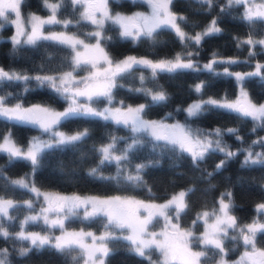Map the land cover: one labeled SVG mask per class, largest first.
Masks as SVG:
<instances>
[{
    "label": "snow or ice",
    "instance_id": "snow-or-ice-1",
    "mask_svg": "<svg viewBox=\"0 0 264 264\" xmlns=\"http://www.w3.org/2000/svg\"><path fill=\"white\" fill-rule=\"evenodd\" d=\"M23 2L0 0V29L7 24L15 25V34L10 38L13 50L24 45L36 47L41 41H51L69 50L67 58L62 61L68 70L50 75H29L0 67V119L12 122L11 126H31L41 133L40 136L32 137L27 145H20L10 131L0 136V154L6 155L9 165L23 161L31 167L30 174L15 180L5 177L4 169L0 168L5 190L22 189L32 194V198L23 203L0 196V238L11 242L13 252L20 257H27L34 249L37 252L48 249L55 250L66 260L70 259L71 264H106L112 251L109 245L118 240L128 241L129 249L147 261V264H229L226 257L238 246H243L244 251L232 264H264V248L257 246L258 235L264 234V222L259 218L246 224L238 222L233 214L237 205L231 191L222 193L211 210L197 213L189 228H182L180 219L190 211L188 201L195 192L193 188L171 194L163 203H147L119 195L99 197L43 192L31 179L40 168L46 152L75 148L90 138L88 129L73 134L59 130L64 122L77 118L99 119L129 130L128 137L109 136L107 143L98 147L94 145L92 151L97 154L98 163L88 171V176L93 180L125 190L139 187L149 193L152 191L144 177L148 169L159 165V159L134 162L135 155L145 146L159 155L172 152L186 156L195 167L213 155L223 153L224 159L215 168L217 173L239 153H245L242 168L264 166V153H254L252 150L255 144L264 147V138L253 141L248 148L241 147L232 151L224 141V136H234L243 143L238 129H200L192 126L193 118L203 117L212 111H223L234 114L237 119H250L254 124L253 132L257 128H264V103L253 102L244 89L245 81L254 77H260L264 82V65L256 63L255 71L248 73L229 71L232 65L249 63L257 55L254 51L257 46L264 52V38L253 39L252 36L255 25L264 24V0H225L221 8V13L230 15L231 9L243 7L239 19L246 23L250 33L246 39H234L238 49L249 47V60L221 58L214 53L206 64H200L194 60V56H199L203 39L221 34L222 29L213 19L203 32L195 35L186 33L181 24L187 25L188 21L171 10L173 0H141L147 4L150 12H134L130 15L113 13L109 9V0H68L73 13L77 14L75 21L58 19L57 14L65 7V0H43L44 8L50 15L42 18L29 14L27 24L30 27L27 29L21 11ZM130 2L136 3V0ZM196 2L211 11L213 0ZM106 23L118 27L119 40L134 45L148 41L155 46L160 30H168L175 34L185 51L176 53L171 59L152 60L132 55L113 59L106 51V46L113 41L111 36L105 35ZM45 25H61L65 30L45 34ZM84 25L93 26V30L80 32ZM70 26L77 31L69 34L67 30ZM193 47L197 49L195 53L189 50ZM220 67L222 71H218ZM80 71L86 75L77 78ZM144 71L149 73L147 77L143 75ZM136 72L141 75L136 77ZM183 72H207L212 77H232L239 86V96L235 100L212 97L204 99L205 90L211 87V83L201 81L190 89L197 100L186 108L174 110L186 114L183 123L168 122L174 120L171 112L158 120L146 119L153 107L166 106L171 99L163 87L158 85L159 75ZM128 79H138L140 87H129L127 91L150 98L148 104L133 106L115 98L117 91L125 87L119 81ZM32 81L36 82L35 88L29 87ZM149 82L156 84L157 89L149 88ZM17 85L23 86L20 93L14 95L5 91V87ZM44 88L67 104L65 110L57 111L41 104L24 105L22 101L25 94ZM101 103L106 106L93 107ZM45 135L48 139L42 138ZM121 141L124 142L123 146H120ZM109 165H114L115 174L105 176L102 170ZM205 175L210 182L213 173L206 172ZM22 210L28 214L18 219V213ZM255 211L257 217H264V203L258 204ZM72 219L89 223L99 221L104 231L99 235L83 228L70 231L65 224ZM13 225L19 230L9 231ZM32 225L43 226L42 231L27 230ZM197 225L203 227L199 235L193 230ZM56 230L59 235L55 234ZM17 242L21 243L19 248L15 246ZM23 242H27V246H23ZM226 242L231 247H226ZM193 245L202 247L194 250ZM154 253L159 254L156 260L153 259ZM10 255L8 248L0 249V264H11Z\"/></svg>",
    "mask_w": 264,
    "mask_h": 264
},
{
    "label": "trees",
    "instance_id": "trees-1",
    "mask_svg": "<svg viewBox=\"0 0 264 264\" xmlns=\"http://www.w3.org/2000/svg\"><path fill=\"white\" fill-rule=\"evenodd\" d=\"M224 4L225 0H213L211 11H208L207 6H202L196 0H173L171 9L181 14L180 16H184L188 21L187 25L181 24L186 33L193 35L196 31L206 28L213 19L216 20L217 26L222 29L221 34L207 37L201 41L199 56H194V60H198L200 64L208 63L214 53L221 58H235L240 61L249 60V47L243 46L238 49L236 39H234H246L250 33V29L246 23L239 19L244 9L242 6H237L230 10V15L223 14L221 13V8ZM109 7L113 10L129 12L134 9H145L147 4L142 3L141 0H136V3H132L130 0H115L114 3L113 0H109ZM21 11L24 16L30 12L39 14H46L48 12L44 8L43 0H24ZM76 15L68 4V0H65V7L57 14L58 19L67 18L74 21ZM49 27L56 29L60 28L61 25H45L43 29L45 34H47L45 29ZM92 27L91 25H84L80 29V32L91 31ZM13 29L12 24H7L0 29V67H3L5 70H15L29 75L55 74L60 70H68L66 63L62 64V61L67 58L69 50L51 41H41L36 47L24 45L14 51L10 39L14 31ZM68 31L76 32L77 29L70 26ZM263 34L264 24H256L255 31L252 32L253 39L259 38ZM105 35L113 38V41L106 46V51H108L113 59H120L126 54L147 57L152 60L170 59L176 53H183L185 51L175 37V34L164 29L160 30V34L156 37L157 44L155 46L148 41L134 45L129 41L119 40L118 27L110 23H106L105 25ZM189 50L193 53L197 51L195 47ZM254 51H256L257 55L249 63L232 65L229 71L248 73L253 70L256 63L264 65V52L260 51L259 46ZM222 70V67L218 68V71ZM134 75L138 77L141 73L136 72ZM143 75L147 77L149 73L144 71ZM262 75H264V70H262ZM201 81L211 83V87L205 90L204 99L212 97L214 99L227 98L228 100H235L239 96L238 85L232 77H212L207 72L162 73L159 75L157 83L163 87L171 99L166 106L153 107L145 118L161 119L166 113L171 112L174 115V120L168 122H184L186 114L175 112L174 110L176 108H186L190 103L197 100V96L191 93L190 89ZM119 83L124 84L125 87L117 91L115 97L117 100H124L127 104L149 103L150 98L134 95L127 91L129 87H140L138 79L122 80ZM147 86L153 88V90L157 89V85L151 82L147 83ZM22 87V85L5 87V91L15 95L22 91ZM29 87L35 88L36 82L32 81ZM244 88L253 102L260 103L264 101V82L261 81L260 77L246 80ZM15 102L17 101H13L12 103ZM22 102L25 106L41 104L54 108L57 111H63L67 107L64 101L59 100L46 88L25 94ZM11 125L12 122H4L0 119V136L6 130H9L20 145H27L30 137L40 132L31 126ZM192 126L200 129H212L215 127L238 129L243 143L238 141L234 136H224V141L230 146L232 151H237L241 147L248 148L249 145H252L253 141L264 138V128H257L253 132L254 124L250 119H237L234 114H228L223 111H212L203 117L193 118ZM60 129L72 134L88 129L90 138L75 148L66 147L63 150L56 149L46 152L42 158L40 168L31 176L36 187L42 191H52L61 194L78 193L80 195L87 194L99 197L131 195V197H137L138 200L145 201L152 199L159 201L177 190L193 188L195 192L191 194L188 201L190 211L187 215L181 216V225L192 224L199 210L215 206L216 201L222 193L231 191L234 203L237 205L233 214L237 217L238 222H247L254 218L264 220V217H257L255 211L258 204L264 203V166L254 165L242 168L241 163L244 160L245 153H239L234 160L229 161L226 167L217 173L215 172V168L224 159L223 153L213 155L206 161L201 162L199 167H195L191 159L186 156H180L172 152L159 155L158 153H153L149 146H145L135 155L134 162L139 163L146 159H159V165L148 169L144 177L147 186L152 191L149 193L139 187L125 190L122 187L106 182L93 180L88 176V171L98 163L97 154L92 151L93 146L98 147L102 143H107L109 136H130L127 128H122L111 122L99 119L77 118L64 122L60 126ZM123 143L121 141L120 146H123ZM252 150L254 153H264V147L260 144L253 145ZM0 168L4 169V176L12 180L31 173V167L27 162L21 161L9 165L5 154H0ZM206 172L213 173L210 182L209 178L205 175ZM102 174L105 176L114 175V165L106 166L102 170ZM0 196H5L20 203L32 198L31 193H27L22 189L14 191L5 190L3 177H0ZM37 207H39V202H37ZM27 214L26 210H22L18 213V219H23ZM65 226L69 229L83 228L97 235L103 232V225L99 221L89 223L82 222L79 219H72L67 221ZM42 227L32 225L27 230L42 231ZM199 227L200 225L196 226V228ZM18 230V227L15 225L9 229V231ZM257 245L264 247V234L258 235ZM15 246L19 248L21 243L17 242ZM23 246H27V242H23ZM109 247L112 251L106 259V264H147V261L129 249L128 241L126 240L113 241ZM239 247L234 248L235 251H230L228 255H235ZM2 248L9 249L11 264H71L70 259L66 260L65 257L58 254L55 250L48 249L41 250L40 252L34 249L27 257H20L16 252H13L11 242H5L3 238H0V249ZM73 254L75 255V253Z\"/></svg>",
    "mask_w": 264,
    "mask_h": 264
},
{
    "label": "rangeland",
    "instance_id": "rangeland-1",
    "mask_svg": "<svg viewBox=\"0 0 264 264\" xmlns=\"http://www.w3.org/2000/svg\"><path fill=\"white\" fill-rule=\"evenodd\" d=\"M258 2H259V0H258ZM109 9H110V7H109ZM113 13H115V12H120V13H123V14H127V15H130V14H132V13H134V12H142V13H148V12H150V9L148 8V6L145 8V9H134V10H132V11H129V12H126V11H122V10H113V9H110ZM172 10V9H171ZM173 11V10H172ZM174 12V11H173ZM174 13H176V12H174ZM29 14H35V15H38V16H40V17H42V18H47L49 15H50V12L48 11L46 14H39V13H35V12H30V13H28L26 16H24L23 15V17L25 18V27H26V29L27 28H29L30 26L27 24V17H28V15ZM178 16H180L181 14H179V13H176ZM12 26H13V34L11 35V37L15 34V25H13L12 24ZM205 29V28H204ZM204 29H200V30H198V31H196L193 35H195L197 32H203V30ZM65 29H63V27L61 26L60 28H54V27H49V28H47V29H45V31L47 32V33H49V32H51V31H56V32H60V31H64ZM92 30H93V27H92ZM68 31V30H67ZM69 32V34H72L73 32L72 31H68ZM81 38H83V36H81ZM261 38H264V34L261 36V37H259V38H254V39H261ZM130 54H126V55H124V56H122L120 59H122L123 57H125V56H129ZM171 59V58H170ZM259 64H261V63H259ZM261 65H263V64H261ZM253 71H255V67L253 68V70L252 71H250V72H253ZM235 72H239V71H235ZM50 74H52V73H50ZM49 74V75H50ZM84 75H86V73L85 72H83V71H80L79 73H77V78H80V77H82V76H84ZM245 89V88H244ZM238 93H240V89H239V86H238ZM260 103H264V101H262V102H260ZM260 103H257V104H260ZM133 106H136V105H138V104H132ZM104 106H106L105 104H95V105H93V107H97V108H102V107H104ZM156 120H158V119H156ZM176 122V121H175ZM180 123H183V122H180ZM60 131H63V132H65V133H67V134H72V133H68V132H66V131H64V130H62V129H59ZM7 132H9V130H6L5 132H4V134H6ZM41 135V133L40 132H38V133H36V134H33L31 137H30V139L32 138V137H36V136H40ZM43 139H48V137H47V135H45V136H43L42 137ZM18 179V178H17ZM41 190V189H40ZM182 189H180V190H177L176 192H173V193H171V194H174V193H177V192H179V191H181ZM42 191V190H41ZM43 192H47V191H43ZM48 192H52V191H48ZM171 194H169V195H171ZM82 195H87V194H82ZM169 195H167L165 198H163V199H161V200H159V201H154V200H145V202H147V203H163L168 197H169ZM119 196H122V197H131V195H129V196H126V195H119ZM131 198H134V199H137L138 200V198L137 197H131ZM214 207V206H213ZM213 207H211V208H206V209H201V210H199L197 213H199V212H201V211H203V210H211ZM250 222H252V220L251 221H247V222H242V223H250ZM261 222H264V220H261ZM189 224V225H188ZM187 225H181V223H180V225H181V227L182 228H189L192 224L191 223H188ZM201 224H202V222H201ZM66 227V226H65ZM68 230H70V231H72V230H76V231H79L81 228H77V229H69L68 227H66ZM85 230V229H84ZM157 231L159 230V228H157L156 229ZM194 230V232L197 234V235H199L201 232H203V227L200 225V227L199 228H195V229H193ZM85 231H88V230H85ZM102 231H104V228L102 229ZM55 234L56 235H59V231H55ZM125 234H127V232H125ZM231 234V233H230ZM229 245L230 244H228L227 242H226V247H229ZM258 246V245H257ZM202 247V246H201ZM201 247H199V246H196V245H193V249L194 250H200V248ZM239 247V246H238ZM238 247H236V248H238ZM258 247H260V246H258ZM262 248H264V247H262ZM232 251H235V249H233ZM243 251H244V248H243V246H240L239 247V250L237 251V253L235 254V255H233V256H227L226 257V259L229 261V264H232V262L233 261H236V260H238L239 259V257H240V255L243 253ZM158 253L157 254H153V259L154 260H156V259H158Z\"/></svg>",
    "mask_w": 264,
    "mask_h": 264
}]
</instances>
